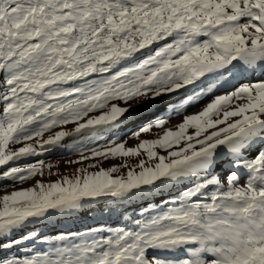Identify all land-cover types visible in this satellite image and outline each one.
Returning <instances> with one entry per match:
<instances>
[{"label": "snow or ice", "instance_id": "snow-or-ice-1", "mask_svg": "<svg viewBox=\"0 0 264 264\" xmlns=\"http://www.w3.org/2000/svg\"><path fill=\"white\" fill-rule=\"evenodd\" d=\"M0 192V264H264V0H0Z\"/></svg>", "mask_w": 264, "mask_h": 264}, {"label": "rangeland", "instance_id": "rangeland-1", "mask_svg": "<svg viewBox=\"0 0 264 264\" xmlns=\"http://www.w3.org/2000/svg\"><path fill=\"white\" fill-rule=\"evenodd\" d=\"M135 103V102H133ZM200 109H197V110H193L192 112H198ZM146 111V110H144ZM150 111V110H148ZM145 119H147V117H145ZM182 121V117L181 118H178V119H174L172 120L170 123H168L166 125V127L168 128H175L179 123H181ZM162 129H155L153 132L151 133H145V134H142V136L140 137L139 140H136V139H133V140H129L128 141V144L127 146L128 147H133V146H136L140 140H151V139H155L157 138V133H160L162 134ZM20 145H17L16 147H19ZM42 159H45L46 163H52L54 165H58V170L59 172L61 173V175H71L74 173L75 169L79 167V165H76V164H69L68 161L70 160H75L77 157L75 155H71L68 153V150L67 149H63V150H60V151H54V152H50V153H47L45 154L44 156L41 157ZM132 162H135L137 159L139 158H129ZM113 163H119V161H113ZM110 165L108 164H105L104 167H109ZM57 169L54 168L53 169V172H56ZM61 177L60 176H57V175H51V176H47L46 177V180L47 181H56L58 179H60ZM33 182L30 181L29 183H26L23 185V187H29L31 186ZM13 189L12 188H8L7 191L10 192L12 191ZM4 193L3 192H0V195H3ZM102 203V202H101ZM94 208H96V206L94 205L93 206ZM118 210V211H117ZM98 211H100L98 208L96 211H94V214L98 213ZM117 212H119V209H116ZM79 218H82V217H79ZM90 219V218H88ZM99 218H95L94 220L97 222V223H102V221H97ZM118 219V217H117ZM112 221V220H111ZM96 222H90L89 224H92L94 225V223ZM112 222H115V220H113ZM46 231V230H45Z\"/></svg>", "mask_w": 264, "mask_h": 264}, {"label": "trees", "instance_id": "trees-1", "mask_svg": "<svg viewBox=\"0 0 264 264\" xmlns=\"http://www.w3.org/2000/svg\"><path fill=\"white\" fill-rule=\"evenodd\" d=\"M42 159V158H41ZM115 207V206H113ZM97 208L100 210L98 211V213L94 214L90 213V214H86L85 217L79 218L80 216L78 215H74L72 217H67V218H60L59 222L57 221H53L50 224V227H55L57 230H65L68 228H72V229H77V228H83L85 225H88L90 222H96L94 219L95 218H99L97 221H102V223H112L113 220H117V217H119V213L122 211V208H117L119 209V212H114L112 213L111 216L108 215L107 213V209H104V212H101L100 207L95 208V211L97 210ZM91 217L90 219L86 218V217ZM112 220V221H111ZM96 224H100L99 223H94V225ZM47 231V229H45Z\"/></svg>", "mask_w": 264, "mask_h": 264}, {"label": "bare ground", "instance_id": "bare-ground-1", "mask_svg": "<svg viewBox=\"0 0 264 264\" xmlns=\"http://www.w3.org/2000/svg\"><path fill=\"white\" fill-rule=\"evenodd\" d=\"M197 109H199V108H194V109H192V111H193V110H197ZM146 111H148V110H146Z\"/></svg>", "mask_w": 264, "mask_h": 264}]
</instances>
